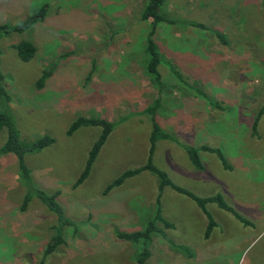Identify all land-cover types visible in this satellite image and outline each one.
I'll return each instance as SVG.
<instances>
[{
  "label": "rangeland",
  "instance_id": "1",
  "mask_svg": "<svg viewBox=\"0 0 264 264\" xmlns=\"http://www.w3.org/2000/svg\"><path fill=\"white\" fill-rule=\"evenodd\" d=\"M145 2L0 0V25H16L48 4L43 21L24 32L0 34L10 96V101H0V109L9 107L22 139L46 134L55 139L26 156L32 185L49 193L60 191L58 200L79 229L74 234L73 227H66V243L46 254L56 218L37 198L22 209L28 188L18 160L0 153V264H137L141 243L119 239L114 230L145 228L156 212L159 178L143 171L108 193L105 189L125 171L147 163L152 121L146 108L158 97L157 119L165 131L184 144L221 148L231 168L216 154L201 151L206 168L200 171L185 148L172 140L157 142L154 163L199 196L222 193L251 223L209 203L219 242L207 245L213 236L205 238L207 224L196 220V230L190 232L200 244L187 246L194 251L191 258L175 247L181 245L180 227H187L190 210L195 208L203 219L206 214L190 197L168 187L162 193V211L175 226L158 223L163 233L154 234L148 264L264 263V114L253 130L264 106V0H166L165 11L176 22L161 23L156 40L184 80L161 63V93L145 70L150 31L149 22L141 18ZM192 21L220 31L228 43L211 30L191 26ZM21 40L37 46L28 62L18 56ZM46 69L51 74L40 87ZM80 116L107 118L115 128L89 177L75 186L102 131L100 126H82L69 135V126ZM6 136L7 130H0V149Z\"/></svg>",
  "mask_w": 264,
  "mask_h": 264
},
{
  "label": "trees",
  "instance_id": "2",
  "mask_svg": "<svg viewBox=\"0 0 264 264\" xmlns=\"http://www.w3.org/2000/svg\"><path fill=\"white\" fill-rule=\"evenodd\" d=\"M166 0H146L142 12L141 18L142 20H146L149 22L150 31L148 32L146 38V74L149 77L151 83L158 88L159 93H161L164 89V81L162 79V74L159 70V65L161 63H166L169 66L170 70L173 74L181 81L184 80L183 73L179 69V67L170 59L164 55L160 46L156 40V34L158 31V26L161 23H175L176 20L170 18L165 11ZM48 14V4L43 5L36 13L27 17L22 22L16 25H0V34H9L11 32H24L30 29L36 23L43 21ZM190 25L196 28H200L202 30H208V32L213 31L217 38L224 44H227L228 41L223 33L216 29L210 28L203 22L192 21ZM16 49L18 52V56L23 61L32 60L37 53V46L29 40H21L17 45ZM51 71L46 69L43 71L41 78L38 80V86L43 87L45 81L50 76ZM199 95L204 96L207 95L204 91L199 87H194ZM6 100L10 101V96L6 90L4 84V73L2 70V51L0 48V101ZM162 98L158 97L154 100L153 104L146 108V112L151 114L152 121V130L150 134V149L148 161L145 165L137 169H129L121 174L118 178H116L112 183H110L105 192L108 193L113 188L123 184L127 178L135 176L143 171H151L156 174L159 178V195L157 198V208L154 214V217L148 221L145 228L142 230H133V231H124L118 228H115L114 232L119 239H123L126 241L141 243L140 249L137 251L135 260L137 264H148V259L150 258L151 251V243L155 233H163L162 229L159 227L158 223H162L166 228H172L175 226L173 222L167 220L162 211V193L166 187H171L179 193L185 194L191 199H193L197 205L204 211L208 219V225L205 231V237L209 238L212 234L214 227L217 225L215 218L212 213L208 209L209 203H216L220 208L233 213L239 220L242 222L249 224L250 221L244 217L240 212H238L228 201L225 199L222 193H216L211 196L202 197L194 193L193 191L182 187L181 185L176 184L169 177L168 173L159 168L154 163V152L156 149L157 142L159 140H172L180 145H182L187 154L191 163L200 171H205V164L201 157V151H207L210 153H214L218 156L223 166L228 169L231 168V165L226 159V156L221 148L213 147L210 145H202V146H193L189 144L181 143L177 137L172 135L171 133L165 131L163 127L160 125L157 115L158 109L161 106ZM210 103L217 107L223 109V106L218 102L210 100ZM264 114V106L258 112L255 120L253 122V130L256 133L259 121ZM82 126H100L102 131L94 142L92 148L88 153V157L85 162L84 170L81 175L77 179L75 186L80 185L84 182L90 175L91 169L98 158L103 146L108 141L111 133L115 128V123L110 121L104 117H87L80 116L76 120H74L68 129V134H73L77 129ZM7 130V136L4 144L0 149V153H10L16 156L19 165V171L21 175V179L27 185V193L23 199L22 209L25 210L29 205L33 198L39 199L48 209L51 211L55 218V224L52 226L53 236L51 241L47 244L45 253L51 254L56 251L58 246L66 243L65 238V228L73 227L74 234L78 232V222L74 219L70 218L65 211L64 206L59 202L58 196L60 191H55L49 193L43 189L34 188L32 185V177L30 170L28 168V164L26 162V156L29 154H34L42 151L44 148L48 147L52 143L55 142V139L50 135H43L35 140L27 141L21 138L20 131L16 126V122L14 116L9 109V107H4V109H0V130ZM177 249L184 251L187 255L191 256L189 248L184 245H176ZM42 264V263H38Z\"/></svg>",
  "mask_w": 264,
  "mask_h": 264
},
{
  "label": "crops",
  "instance_id": "3",
  "mask_svg": "<svg viewBox=\"0 0 264 264\" xmlns=\"http://www.w3.org/2000/svg\"><path fill=\"white\" fill-rule=\"evenodd\" d=\"M260 122V121H259ZM258 126H259V124H258ZM169 187V186H168ZM168 187H166V188H168ZM165 188V189H166ZM171 188V187H170ZM165 189H164V191H165ZM171 189H173V188H171ZM174 190V189H173ZM190 190V189H189ZM163 191V192H164ZM171 191V190H170ZM174 191H176V190H174ZM264 191V190H263ZM170 193V192H169ZM162 196H163V194H162ZM264 196V195H263ZM193 200V199H192ZM194 201V200H193ZM195 202V201H194ZM264 202V201H263ZM196 203V202H195ZM196 206H198L197 205V203H196ZM199 207V206H198ZM200 208V207H199ZM201 209V208H200ZM254 209H257V207H254ZM258 210V209H257ZM229 212V211H228ZM188 214H189V218H188V225H187V227L186 228H184V229H182V227H180V229H181V231L183 232V235H182V239L180 240V242H181V245L183 244L184 246H188V247H190V248H193V249H195L196 247H198L199 245L198 244H200L199 242H198V244H197V242H195L194 241V239H193V237H192V233L190 232L192 229L193 230H196L195 229V222H196V220H201L203 223H204V225H203V227H205V225L207 224L208 225V219H207V216H206V219H203L201 216H199L198 215V211L197 210H195V208L194 209H192V210H190L189 212H188ZM262 217V220H263V218H264V214L263 215H261L260 216V218ZM238 219V218H237ZM183 220L184 221H187V219L183 216ZM241 221V220H240ZM250 221V220H249ZM217 222V221H216ZM242 222V221H241ZM251 223V222H250ZM261 224H260V226H262L263 224H264V222L262 221V222H260ZM247 225H250V224H247ZM218 223H217V225L214 227V229H213V231H212V236H213V239H212V242L211 243H209V244H207V245H209L210 246V244H212V243H215V244H218V242H219V239L217 240L216 239V235H217V233H219L218 232V230H216L218 227ZM261 229H263V232H264V225H263V227L261 228ZM205 236V235H204ZM211 237V236H210ZM209 237V238H210ZM206 238V237H205ZM209 238H207V239H209ZM224 238H220V240H223ZM153 241H154V236H153V239H152ZM199 240V239H198ZM153 243V242H152ZM169 244H170V242H169ZM169 244L166 246V248L168 249L169 248ZM171 245V244H170ZM189 251H190V249H189ZM191 253V252H190ZM192 256H194V251H193V253L191 254ZM189 256V255H188ZM192 256H190L191 258H192ZM193 258H195V257H193ZM262 264H264V263H262Z\"/></svg>",
  "mask_w": 264,
  "mask_h": 264
}]
</instances>
